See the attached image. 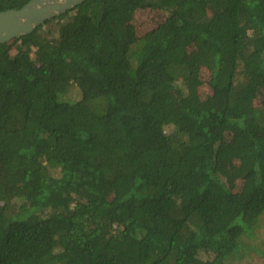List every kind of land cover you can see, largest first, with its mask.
<instances>
[{
    "label": "trees",
    "instance_id": "1",
    "mask_svg": "<svg viewBox=\"0 0 264 264\" xmlns=\"http://www.w3.org/2000/svg\"><path fill=\"white\" fill-rule=\"evenodd\" d=\"M263 215L264 0H85L0 43V264H234Z\"/></svg>",
    "mask_w": 264,
    "mask_h": 264
},
{
    "label": "water",
    "instance_id": "2",
    "mask_svg": "<svg viewBox=\"0 0 264 264\" xmlns=\"http://www.w3.org/2000/svg\"><path fill=\"white\" fill-rule=\"evenodd\" d=\"M85 0H30L20 8L0 11V43L33 32L46 20L66 12Z\"/></svg>",
    "mask_w": 264,
    "mask_h": 264
},
{
    "label": "rangeland",
    "instance_id": "3",
    "mask_svg": "<svg viewBox=\"0 0 264 264\" xmlns=\"http://www.w3.org/2000/svg\"><path fill=\"white\" fill-rule=\"evenodd\" d=\"M164 18V13L161 12L160 10H150V9H144V10H139L136 15H135V24L138 28L139 33H143L147 31L148 29L156 26L162 19ZM207 71L204 69L203 70V76L206 79L208 77ZM200 90L202 91L203 95H208L209 94V88L207 85L201 86ZM238 162H230L229 166H237ZM229 185L234 189V190H239L241 187L240 181H235V182H228ZM263 220L260 223V226L258 228L260 234H258L262 239L264 237V215L262 216ZM260 258H252L250 256H246L243 260L236 262L234 264H264V256L257 255ZM263 257V258H261Z\"/></svg>",
    "mask_w": 264,
    "mask_h": 264
}]
</instances>
